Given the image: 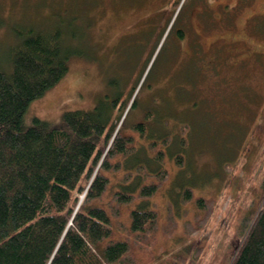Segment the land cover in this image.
Wrapping results in <instances>:
<instances>
[{
	"label": "rangeland",
	"instance_id": "374dc122",
	"mask_svg": "<svg viewBox=\"0 0 264 264\" xmlns=\"http://www.w3.org/2000/svg\"><path fill=\"white\" fill-rule=\"evenodd\" d=\"M175 1L0 0V41L12 40L14 21L42 24L44 15L59 19L64 32L77 33L73 42L80 54L71 55L65 77L29 105L26 123L35 116L60 123L65 110L93 109L132 91L119 125L127 130L146 121L148 132L138 136V151L123 169L112 173V190L139 162L150 170L164 167L168 178L149 206L158 207L164 221L172 205L179 225L173 235H159L150 264L204 235L209 238L196 264H217L229 244L238 245L237 227L245 214L254 213L250 203L264 175V0H240V13L232 18L220 15L218 3L237 0H212L202 18L206 33L196 11L207 2L178 0L174 7ZM232 11L231 4L221 12ZM189 17L205 47L223 38L232 43L220 74L211 76L209 68L219 71L218 64L199 57L194 45L187 48L190 42L181 33L189 29ZM238 59L243 60L233 65ZM183 123L188 130L182 131ZM183 135L188 142L182 146ZM167 137L159 161L149 145ZM186 185L217 201L207 224L187 235L184 223L196 221L198 207L183 202Z\"/></svg>",
	"mask_w": 264,
	"mask_h": 264
},
{
	"label": "trees",
	"instance_id": "16d2710c",
	"mask_svg": "<svg viewBox=\"0 0 264 264\" xmlns=\"http://www.w3.org/2000/svg\"><path fill=\"white\" fill-rule=\"evenodd\" d=\"M44 16L42 24L17 19L12 40L0 41V264H150L159 235H173L179 224L172 205L164 221L158 207L149 206L168 178L164 167L150 170L139 162L112 190V173L123 169L138 151V136L148 132L146 121L127 130L119 125L132 91L93 109L65 110L60 123L40 116L25 121L29 105L65 77L69 58L81 52L73 42L77 33L64 32L54 15ZM167 138L149 145L159 161ZM187 142L183 135L181 145ZM262 177L250 203L254 213L237 227L238 245L229 244L217 264H264ZM182 200L198 207L196 221L187 220L183 233L198 232L217 201L189 185ZM207 238L159 264H196Z\"/></svg>",
	"mask_w": 264,
	"mask_h": 264
},
{
	"label": "flooded vegetation",
	"instance_id": "af4514ba",
	"mask_svg": "<svg viewBox=\"0 0 264 264\" xmlns=\"http://www.w3.org/2000/svg\"><path fill=\"white\" fill-rule=\"evenodd\" d=\"M204 2L206 1L207 3L209 4H205V5H202V6H198V9H197V14H199V17L201 19V23H202V18L205 17L206 13H205V9L204 7L206 6H212L211 5V1L212 0H203ZM240 0L238 1H235L234 3H230V2H221L218 3V5H220L221 9H220V15H223L222 17L224 18H232V16H234L235 14H238L240 13V9L239 8V4H240ZM232 4V14L231 15H228V14H223L221 11L224 9L225 5H228L230 6ZM203 8V10H202ZM213 8V7H212ZM208 9V8H207ZM209 10V9H208ZM210 11V10H209ZM212 11V10H211ZM191 20H190V17H189V20H188V24H189V29L187 30H184V33L182 32V37L184 39V41H188L190 42L189 44H186L187 48H189L191 51V45H194L193 48H195L197 51H198V54H199V57H206V60H208V62L212 63V62H216V64H218V68H219V71L216 70L215 68H209L210 69V75L213 76V74L215 73H221V67H222V64L223 62L225 61V58H226V53H228V49L231 47L230 45L232 44L231 42H228V41H225V40H221V41H212L207 47H205L204 43L202 42V36H201V33L199 31H197L196 29L193 28V26H191ZM215 20L212 21V26L214 24ZM202 26L204 28V31L205 33L206 32H209L206 28H205V25H203L202 23ZM191 44V45H190ZM182 48V47H181ZM188 52H185V48H182V52L187 54L189 53ZM208 55V56H207ZM239 60H243V59H238L237 61H235L233 63L236 64L239 62ZM237 65V64H236ZM219 76V75H218Z\"/></svg>",
	"mask_w": 264,
	"mask_h": 264
}]
</instances>
